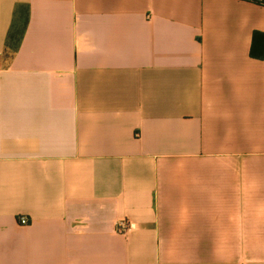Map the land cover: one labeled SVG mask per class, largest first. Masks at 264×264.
Here are the masks:
<instances>
[{"label":"crops","instance_id":"0c3cea01","mask_svg":"<svg viewBox=\"0 0 264 264\" xmlns=\"http://www.w3.org/2000/svg\"><path fill=\"white\" fill-rule=\"evenodd\" d=\"M256 1L0 0V264L264 247Z\"/></svg>","mask_w":264,"mask_h":264},{"label":"trees","instance_id":"16d2710c","mask_svg":"<svg viewBox=\"0 0 264 264\" xmlns=\"http://www.w3.org/2000/svg\"><path fill=\"white\" fill-rule=\"evenodd\" d=\"M251 1L257 2L256 0ZM262 3L264 4V1ZM16 48L17 46H15V49ZM251 55L257 59H262L264 57V33H254Z\"/></svg>","mask_w":264,"mask_h":264},{"label":"rangeland","instance_id":"374dc122","mask_svg":"<svg viewBox=\"0 0 264 264\" xmlns=\"http://www.w3.org/2000/svg\"><path fill=\"white\" fill-rule=\"evenodd\" d=\"M247 264H264V247H247Z\"/></svg>","mask_w":264,"mask_h":264},{"label":"built area","instance_id":"2783aa9c","mask_svg":"<svg viewBox=\"0 0 264 264\" xmlns=\"http://www.w3.org/2000/svg\"><path fill=\"white\" fill-rule=\"evenodd\" d=\"M22 225H27L29 220L26 217H22L20 220ZM132 229V222L129 219H122L118 222L115 228V233L121 236H127Z\"/></svg>","mask_w":264,"mask_h":264}]
</instances>
